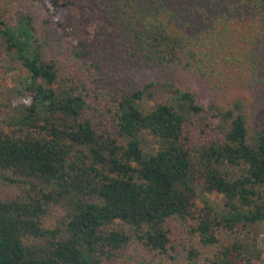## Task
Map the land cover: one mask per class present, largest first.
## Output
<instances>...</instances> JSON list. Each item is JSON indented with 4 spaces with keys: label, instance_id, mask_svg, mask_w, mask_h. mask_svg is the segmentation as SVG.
Masks as SVG:
<instances>
[{
    "label": "trees",
    "instance_id": "16d2710c",
    "mask_svg": "<svg viewBox=\"0 0 264 264\" xmlns=\"http://www.w3.org/2000/svg\"><path fill=\"white\" fill-rule=\"evenodd\" d=\"M28 2L62 39L0 18L20 98L0 118V264H264V120L180 88L264 99V0Z\"/></svg>",
    "mask_w": 264,
    "mask_h": 264
},
{
    "label": "rangeland",
    "instance_id": "374dc122",
    "mask_svg": "<svg viewBox=\"0 0 264 264\" xmlns=\"http://www.w3.org/2000/svg\"><path fill=\"white\" fill-rule=\"evenodd\" d=\"M38 5L39 4L37 3H29L28 0H0V18L5 22V24L13 25L16 23L15 20L18 16H28L31 18L32 27L37 34H40L44 38H48L51 34H56L57 37L61 38V34L58 29H54L52 24H45V19H47L48 13L41 5ZM64 11V15L67 16L71 26L76 31L79 30L83 13L71 7H66ZM117 76L125 77L129 82L134 84H144L149 81H155L160 83L167 82L172 85V83L175 82L169 76H164L158 71L130 67L119 70ZM18 77V64L14 61L8 60V57L4 52L2 40H0V103L10 105L7 108L8 113L6 114L3 113V108H0V118L3 121H6L10 118L12 115V110L14 111L15 106L20 100L17 95L19 86L16 81ZM183 81L184 83H182L180 88L187 89L190 92L195 93V96L193 97L194 101L203 108L207 106V103L211 98H214L218 102L224 104L240 97L244 99L247 109L250 111V114L257 123H261L262 120H264V117H262V112L260 111L261 105L264 103V99L260 96H255L251 93L234 88L222 92L211 93V91H209L201 82H198L194 79H183ZM176 85L178 84L176 83ZM209 200L215 207H219L223 202L222 197L219 195H210ZM257 231L258 246L260 250H263L264 225H261L259 228H257Z\"/></svg>",
    "mask_w": 264,
    "mask_h": 264
}]
</instances>
